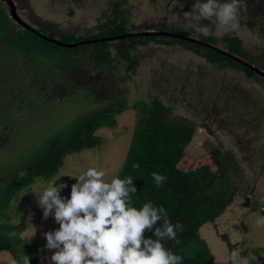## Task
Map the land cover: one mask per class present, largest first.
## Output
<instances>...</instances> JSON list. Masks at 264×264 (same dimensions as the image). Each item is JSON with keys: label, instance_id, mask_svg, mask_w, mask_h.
I'll return each instance as SVG.
<instances>
[{"label": "rangeland", "instance_id": "obj_1", "mask_svg": "<svg viewBox=\"0 0 264 264\" xmlns=\"http://www.w3.org/2000/svg\"><path fill=\"white\" fill-rule=\"evenodd\" d=\"M25 8H18V15L31 27L55 26L61 33H81L88 29L97 32L96 25L104 21V14L112 12L116 1L123 3L133 32L149 31L151 24L186 27L184 13L177 10L171 0H23ZM21 1V2H23ZM74 1V2H73ZM202 25L211 22L202 20ZM187 28V27H186ZM191 29L194 36H213L218 39L229 34L242 41L243 52L259 59L264 68V37L258 36L243 25L236 29L210 25L208 35ZM90 33L89 36H92ZM64 43L70 44L69 40ZM139 66L129 81L118 85L115 92L127 104H133L150 96L159 97L171 108L170 119H188L198 123L196 135L185 149V157L178 169L193 171L197 166L211 165L210 153L215 148L232 154L238 173L229 169V186L235 189L230 207L214 224L199 230L208 245L215 264H225L229 250L219 236L226 235L241 255H248L264 247V226L256 227L255 219L264 210V84L247 79L243 73L232 68L219 69L185 48L158 46L149 43L137 48ZM114 55V52H112ZM120 70L124 72V69ZM10 72L13 70L10 68ZM32 71L20 73L9 79L8 74L0 80V189L4 185L5 170H13L27 163L42 151L43 144L54 133L72 126L95 106L82 91L64 89L55 85L56 71ZM124 74V75H125ZM7 75V76H6ZM38 84V85H36ZM68 86L69 84L66 83ZM42 88V89H41ZM73 95L69 96L70 93ZM76 94V95H75ZM79 94V95H78ZM245 98V106L260 109V116L249 123L236 120L226 126L227 118L218 110L221 101H237ZM83 96V97H78ZM62 97V98H60ZM216 99L218 104H213ZM217 109L212 112L211 110ZM210 110V111H208ZM242 115V114H240ZM233 116V115H232ZM229 115V117H232ZM137 112L128 109L116 117L115 128L98 130L101 146L92 150L67 156L62 168L50 180L66 185L61 194L67 196L72 176L88 167L99 165L110 178L117 175L124 163L133 130L137 125ZM218 119V120H216ZM254 121L256 124H254ZM210 130H207L205 126ZM212 170H215L211 166ZM11 172V171H9ZM49 181V180H48ZM47 182V181H43ZM45 183H33L15 193L8 206L0 210V237L7 235L6 226L25 225L21 239L25 244L40 249V264H50L52 251L45 247L44 233L58 227L51 216L43 218L42 209L36 203L34 192ZM248 198L249 206L244 205ZM255 208V212L251 209ZM0 264H16L7 252L0 253Z\"/></svg>", "mask_w": 264, "mask_h": 264}, {"label": "trees", "instance_id": "obj_2", "mask_svg": "<svg viewBox=\"0 0 264 264\" xmlns=\"http://www.w3.org/2000/svg\"><path fill=\"white\" fill-rule=\"evenodd\" d=\"M21 1L23 0H15L20 9L25 8L23 5L28 3ZM171 1L175 2V7L181 11H191L194 3V0ZM122 6L121 1H116L112 12L105 13L104 21L96 25V33L87 29L81 35L73 32L61 33L55 26L50 25L38 27L35 32L23 29L11 18L8 6L0 2V80L5 76L4 73L11 79L20 73H42L43 70L48 72L53 68L56 71V86L61 90L82 91L88 97L87 100L95 104L72 126L50 136L36 157L16 169L5 170L6 179L0 189V210L6 208L13 195L23 188L36 183L37 180L52 179L62 168L67 156L99 148L102 142L95 133L104 128H115L116 117L125 110L133 109L137 112V125L118 175L120 178H133L137 188V192L133 194L135 206L139 208L143 203L151 201L154 205L166 209L173 224L180 222L183 225V231L177 233V240L165 241L166 247L183 256L182 264H215L199 230L207 224H214L234 201L236 190L229 186L228 173L229 169L238 173V167L232 154L215 148L210 153L211 165L197 166L193 171L179 170L178 164L185 157V149L196 135L198 123L188 119H170L171 108L157 96L127 104L119 99L122 92L115 90L119 88L118 85L129 81L127 73L131 76L136 74L140 59L137 48L149 43L158 46H181L212 66L219 69L232 68L243 73L247 79L262 84L264 78L253 69L264 72V68L259 67V59L244 54L242 41L238 37L229 34L221 37L220 42L224 44L218 45V39L215 37L194 36L192 30L186 27L151 24L148 28L150 32L162 31L167 35L122 37L141 32L131 31L129 19L124 16L127 11ZM239 24L264 37V0H244ZM90 33L93 35L89 36ZM114 37L121 39L108 41ZM45 38L56 39L61 43H64V40H69L70 44L89 43L67 48ZM182 38L200 41L212 48ZM262 60L264 61V57ZM10 68L13 73L9 71ZM70 95L74 96L72 92ZM237 99L221 101V107L218 106V110L228 114L227 118L221 121L224 126L236 120L249 123L257 119L254 117L260 116L259 108L256 109L253 105L245 106V98L240 95ZM211 100L213 104H218L216 99ZM214 111L217 109H212L211 115ZM205 128L210 130L207 126ZM211 166L215 170H212ZM153 172L166 177L159 187L152 178ZM1 174H4V171ZM244 205L249 206L248 198L245 199ZM251 210L256 211L255 208ZM260 213L264 215V210ZM160 223L162 221L158 222L157 226ZM25 228V225L6 226L8 234L0 237V253L7 252L15 263L24 253L31 258L30 264H40L39 247L25 244L21 239ZM146 235L152 234L146 232ZM219 237L229 252L236 248L226 235ZM261 252H264V247L253 251L259 257V264H264Z\"/></svg>", "mask_w": 264, "mask_h": 264}, {"label": "clouds", "instance_id": "obj_3", "mask_svg": "<svg viewBox=\"0 0 264 264\" xmlns=\"http://www.w3.org/2000/svg\"><path fill=\"white\" fill-rule=\"evenodd\" d=\"M243 7L244 0H194L191 11L184 13L185 24L203 35L209 34L212 24L236 29ZM202 20L211 23L202 25ZM151 175L157 187L166 180L160 173ZM70 178L75 183L67 196L61 194L66 185L57 183L60 177L46 183L37 180L45 186L33 193L43 218L51 216L58 225L44 233L45 247L54 250L50 264H182L183 256L166 247L165 241L177 240L183 225L173 224L166 209L151 201L135 206L137 188L131 176L109 178L97 165ZM255 225L264 226V215L257 216ZM30 259L22 253L16 264H30ZM224 261L259 264V257L232 249Z\"/></svg>", "mask_w": 264, "mask_h": 264}, {"label": "water", "instance_id": "obj_4", "mask_svg": "<svg viewBox=\"0 0 264 264\" xmlns=\"http://www.w3.org/2000/svg\"><path fill=\"white\" fill-rule=\"evenodd\" d=\"M1 3H3L4 5L8 6L9 8V12H10V15H11V18L14 20V22L21 28L23 29H26V30H30V31H33L35 32V29L32 28L31 26H29L26 22H24L20 16L18 15V11H17V5L14 3L13 0H0ZM163 36V35H167L165 34L164 32L162 31H159L157 33L155 32H149V31H145V32H140L138 34H127V35H124L122 37H131V36ZM46 40H50L51 42L53 43H56L58 44L59 46L61 47H67V48H72V47H77L79 45H84V44H87L89 42H80V43H76V44H64V43H61L59 41H57L56 39H51V38H45ZM118 39H121V37H114V38H111V39H108V41H116ZM184 40H187L189 42H194L196 44H200V45H205V44H202L200 41H195V40H192V39H188V38H182ZM207 46V45H205ZM209 48H212L210 46H207ZM257 74H259L260 76H262L264 78V72L261 71V70H258V69H253Z\"/></svg>", "mask_w": 264, "mask_h": 264}, {"label": "flooded vegetation", "instance_id": "obj_5", "mask_svg": "<svg viewBox=\"0 0 264 264\" xmlns=\"http://www.w3.org/2000/svg\"><path fill=\"white\" fill-rule=\"evenodd\" d=\"M13 1H14V3H16L15 0H13ZM17 11H18V9H17Z\"/></svg>", "mask_w": 264, "mask_h": 264}]
</instances>
